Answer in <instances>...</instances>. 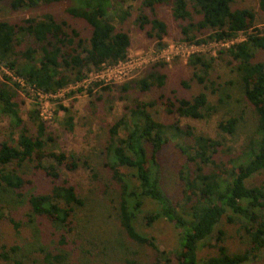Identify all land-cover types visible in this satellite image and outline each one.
Returning <instances> with one entry per match:
<instances>
[{
	"label": "trees",
	"instance_id": "trees-1",
	"mask_svg": "<svg viewBox=\"0 0 264 264\" xmlns=\"http://www.w3.org/2000/svg\"><path fill=\"white\" fill-rule=\"evenodd\" d=\"M5 0H0V4ZM61 0H9L12 11L36 8ZM136 2L135 24L155 41L156 48L165 47L166 24L158 17L157 9L169 6L173 20L180 30L181 39L194 45L234 41L240 34L244 40L220 49L215 55L193 54L187 66L192 78L202 87L195 95H174L157 100L168 114L178 118L207 119L216 112V106L207 100V92L215 94L214 84L208 80L215 63L234 68L241 93L256 115L252 136L239 152L225 146L223 135L232 136L239 118L228 117L217 125L218 138L196 134L181 129L177 123H164L153 113L154 101L135 100L124 106V113L109 128L105 154L112 178L118 184L119 206L117 216L127 237L155 251L151 264H198L199 245L208 239L223 217L238 223L247 236L248 248L239 254H229L223 245V232L214 237L217 255L205 264H246L264 253V186L247 187L246 181L264 172V59L255 61L256 54L264 51V22L256 23V13L251 9H235V0H70L67 15L84 22L89 31L87 38L70 28L65 21H57L51 14L40 18H27L18 23L0 21V68L12 75L0 80V112L13 123L14 133L0 141V205L15 207L25 196L22 189L29 183L20 172L23 165L34 163L52 180L59 173L56 166L74 170L76 162L64 154L46 153L45 125L34 101L28 120L34 127L31 133L23 121L16 101L18 90L29 89L36 94L55 95L69 86L85 81L91 73L105 66L116 65L127 58L130 36L118 29L131 16ZM264 12V0H258ZM118 24V25H117ZM257 24L263 27L256 28ZM165 64H156L138 79L119 86L120 98L126 101V92L135 86L139 92L162 91L166 75L161 72ZM22 84V85H21ZM187 88L186 83H182ZM94 87H99L94 84ZM108 89L107 87L101 90ZM78 91H81L80 89ZM29 95V92H25ZM88 94H92L88 90ZM221 102V101H219ZM36 107V108H35ZM59 109L66 115L65 125L73 128L67 108ZM172 138H189L190 142L175 144L184 162L178 169L180 199L174 200L163 190L160 180V154ZM222 157L218 160L216 157ZM51 158V167L43 162ZM123 168L125 172H121ZM11 194L15 202L4 201ZM26 217L32 223L43 218L57 228L70 229L75 211L82 207L81 199L66 181L53 185L49 192L28 195ZM146 205L153 209L144 211ZM0 206V209L3 207ZM5 207V206H4ZM230 215H227V213ZM144 226L164 220L177 230V248L159 250L154 241L135 228L140 216ZM18 224L15 228L18 229ZM65 234L60 244L66 243ZM12 247L9 251H16ZM1 257L8 260V253ZM46 260L61 262L62 255L45 254ZM13 264H21L14 260ZM124 264H136L125 260Z\"/></svg>",
	"mask_w": 264,
	"mask_h": 264
},
{
	"label": "rangeland",
	"instance_id": "rangeland-1",
	"mask_svg": "<svg viewBox=\"0 0 264 264\" xmlns=\"http://www.w3.org/2000/svg\"><path fill=\"white\" fill-rule=\"evenodd\" d=\"M5 0L0 4V21L20 23L27 18H40L51 14L57 21H65L70 28L75 29L84 38L89 31L84 22L75 20L67 15L70 0H61L36 8H23L12 11ZM117 1V0H116ZM131 16L118 29H123L130 36V47L125 63L115 72L116 80L107 81V72L91 73L87 81L75 87L61 91L53 97H37L27 88L18 90L16 101L20 115L31 133L34 127L28 120V112L37 102L41 118L45 125L46 141L45 152L64 154L76 162L74 170L63 166H56L51 158L43 162L45 167H57L59 177L52 180L41 169H34V163L22 166L20 172L29 182L22 189L24 198L15 207L0 205V264H13L19 260L21 264H124L125 260H133L136 264H151L155 260V251L147 245H140L129 239L121 228L117 216L119 206L118 184L112 178L105 154V146L109 139L110 126L124 113V106L130 105L134 99L154 101L156 104L151 110L154 117L164 123H177L178 127L192 130L209 138L219 139L217 125L228 117L239 118L235 133L232 136L223 135L225 146L234 152H239L252 136L256 126V115L248 104L240 89L237 73L234 68L218 62L214 64L208 75V80L214 84L217 92H207V100L216 106V112L207 119L178 118L174 113L168 114L164 105L157 100L159 94L165 98L174 95H195L202 91V87L192 78V70L187 66L188 55L196 48L187 46L180 36L177 23L173 20L169 6L157 9L158 17L167 26V35L163 39V50L156 48L153 39L147 37L144 30H139L134 20L138 3L131 2ZM235 9H251L256 13V23L264 22V12L259 10L258 0H235L232 5ZM263 26L257 24L256 28ZM241 40L244 34L239 35ZM221 47L208 46L203 53L214 55ZM255 61L264 59V51L256 54ZM165 64L161 69L166 75L165 86L162 91L150 90L142 93L135 86L126 92V101L120 98L119 86L142 78L150 68L156 64ZM3 76L12 78V75L0 68V80ZM182 83L188 85L183 87ZM97 84L99 87H94ZM107 87L108 89L101 90ZM81 91H78V90ZM91 90L92 94H88ZM29 92L26 95L25 92ZM221 101V102H219ZM67 108L72 117L73 128L69 130L65 125L66 115L59 109ZM36 108V107H35ZM13 123L6 115L0 112V141L8 139L14 133ZM16 138V133H14ZM190 142L189 138L178 140L169 136V144L160 154V180L163 190L174 200L180 199V184L178 169L184 162L175 144ZM218 160H223L217 156ZM125 172L123 168H119ZM66 181L71 185L83 205L78 208L71 220L70 229L57 230L51 222L38 218L28 222L26 214L28 206L25 199L28 195L49 192L53 185ZM264 186V172L253 175L246 181L247 187ZM4 201L15 202L11 194L3 196ZM1 199V198H0ZM5 206V207H4ZM152 205H146L144 211L152 210ZM227 215H230L228 212ZM140 216L135 228L139 233L151 238L161 251H172L177 248V230L167 221L158 220L151 226H144ZM18 224V229L15 228ZM218 231L223 232V245L229 254L244 252L247 246V236L238 223L228 222L223 217L214 228L212 235L204 240L197 250L198 264H205L209 257L217 255L214 237ZM65 234L66 243L60 244V235ZM16 247V251H9ZM8 253V260L1 255ZM51 256L62 255L61 262L46 260L45 254ZM171 264H175L172 262ZM246 264H264V253Z\"/></svg>",
	"mask_w": 264,
	"mask_h": 264
},
{
	"label": "built area",
	"instance_id": "built-area-1",
	"mask_svg": "<svg viewBox=\"0 0 264 264\" xmlns=\"http://www.w3.org/2000/svg\"><path fill=\"white\" fill-rule=\"evenodd\" d=\"M240 36H238L234 41H230V42H226V43H222V42H213V43H209L207 45H194V44H188L187 43V46H189L190 48H196L198 50L196 51H193L191 52L189 55H188V58L193 55V54H199V53H202V54H206V53H203V49H206L208 46H215V47H221L220 49H223V48H227L228 46H230L231 44L235 43V42H239V41H242L244 40V38H242L241 40H239ZM186 43V42H185ZM163 50V49H162ZM215 55V53H214ZM126 61V60H125ZM125 61L123 62H119L117 63L116 65H112V66H105L103 67L102 70H100L99 72L97 73H101L102 71H105L107 72V81H109L110 79H113L114 81L116 80V77H117V74L119 73H115L117 72L120 68H121V64L125 63ZM88 79V78H87ZM87 79L85 81H87ZM85 81L81 82V83H84ZM81 83H78L76 85H73V86H69L67 87L66 89L64 90H67L69 89L70 87H75ZM22 85V84H21ZM64 90H61V91H64ZM61 91H59L58 93H60ZM57 93V94H58ZM57 94L55 95H44V94H41V93H37L36 96L37 97H53V96H56ZM41 116V115H40Z\"/></svg>",
	"mask_w": 264,
	"mask_h": 264
}]
</instances>
